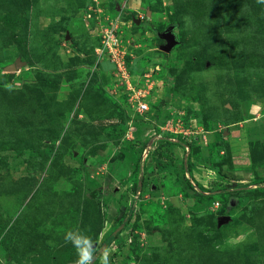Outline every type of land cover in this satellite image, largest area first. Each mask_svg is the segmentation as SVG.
<instances>
[{
	"label": "rangeland",
	"instance_id": "374dc122",
	"mask_svg": "<svg viewBox=\"0 0 264 264\" xmlns=\"http://www.w3.org/2000/svg\"><path fill=\"white\" fill-rule=\"evenodd\" d=\"M0 229L20 264H78L69 230L90 264H264V5L0 0Z\"/></svg>",
	"mask_w": 264,
	"mask_h": 264
},
{
	"label": "built area",
	"instance_id": "2783aa9c",
	"mask_svg": "<svg viewBox=\"0 0 264 264\" xmlns=\"http://www.w3.org/2000/svg\"><path fill=\"white\" fill-rule=\"evenodd\" d=\"M112 32L107 31L105 38L103 39L104 42L101 43L102 47L107 49L108 55L111 54V57L113 58V51H114V44L115 42H112ZM119 70V76L124 81V90L125 94L127 95V103L130 104L131 109L134 111V113L142 115L149 111V99H147L148 94L145 92V85L148 81V78H146L147 74H144V81L139 82L142 83L141 86L136 87L138 84H133L134 82H129V77L126 75L125 71L120 68ZM131 83V84H130Z\"/></svg>",
	"mask_w": 264,
	"mask_h": 264
},
{
	"label": "clouds",
	"instance_id": "9594fccd",
	"mask_svg": "<svg viewBox=\"0 0 264 264\" xmlns=\"http://www.w3.org/2000/svg\"><path fill=\"white\" fill-rule=\"evenodd\" d=\"M257 3L264 5V0H257ZM64 240L70 242L77 250L78 264H90L93 257L92 240L79 231L69 230L64 235ZM102 264H110L108 254L102 259Z\"/></svg>",
	"mask_w": 264,
	"mask_h": 264
},
{
	"label": "trees",
	"instance_id": "16d2710c",
	"mask_svg": "<svg viewBox=\"0 0 264 264\" xmlns=\"http://www.w3.org/2000/svg\"><path fill=\"white\" fill-rule=\"evenodd\" d=\"M0 244L2 245V247L7 251V256L10 260H12V262L14 264H20L22 256L16 252H13L11 250L8 249V246L6 244V240H5V234L3 232V230L0 229ZM73 255H67L64 256L62 258H57L55 259V256L53 255L52 252H48V255H46V257H38V258H34L31 262V264H66L67 262H69L72 259Z\"/></svg>",
	"mask_w": 264,
	"mask_h": 264
},
{
	"label": "water",
	"instance_id": "95a60500",
	"mask_svg": "<svg viewBox=\"0 0 264 264\" xmlns=\"http://www.w3.org/2000/svg\"><path fill=\"white\" fill-rule=\"evenodd\" d=\"M157 37L163 41V44L159 46V49L164 53H169L172 48L178 43L173 32V26H169L163 32L157 33ZM23 63H20L19 60H16L14 64H11L5 68V71L10 73L18 70ZM227 218H225L226 220Z\"/></svg>",
	"mask_w": 264,
	"mask_h": 264
}]
</instances>
